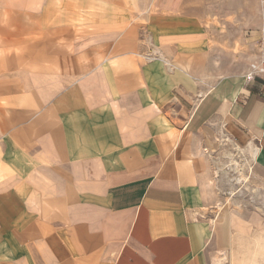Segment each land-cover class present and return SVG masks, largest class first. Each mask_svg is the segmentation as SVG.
Here are the masks:
<instances>
[{"label": "crops", "instance_id": "obj_1", "mask_svg": "<svg viewBox=\"0 0 264 264\" xmlns=\"http://www.w3.org/2000/svg\"><path fill=\"white\" fill-rule=\"evenodd\" d=\"M106 2L0 0V264H264V220L204 216L199 170L220 133L264 179V82L205 89L201 31Z\"/></svg>", "mask_w": 264, "mask_h": 264}, {"label": "rangeland", "instance_id": "obj_2", "mask_svg": "<svg viewBox=\"0 0 264 264\" xmlns=\"http://www.w3.org/2000/svg\"><path fill=\"white\" fill-rule=\"evenodd\" d=\"M106 3L115 7L117 21L120 17L128 20L129 29L143 32L137 25L144 26L143 17L159 14L160 8L162 13L174 12L186 30L201 31L206 37L208 56L205 77L209 83L205 89L225 77L242 80L256 40L257 0H107ZM212 139L213 147L206 148L199 159L200 184L205 193L204 216L214 218L219 205H223L224 212L234 217L257 213L264 220V179L253 173L250 149L225 141L220 133L212 135Z\"/></svg>", "mask_w": 264, "mask_h": 264}, {"label": "built area", "instance_id": "obj_3", "mask_svg": "<svg viewBox=\"0 0 264 264\" xmlns=\"http://www.w3.org/2000/svg\"><path fill=\"white\" fill-rule=\"evenodd\" d=\"M256 15L258 17L257 37L254 44V54L242 75L244 83H249L256 78H260L264 82V0H257ZM224 139L231 142L228 136H225Z\"/></svg>", "mask_w": 264, "mask_h": 264}, {"label": "bare ground", "instance_id": "obj_4", "mask_svg": "<svg viewBox=\"0 0 264 264\" xmlns=\"http://www.w3.org/2000/svg\"><path fill=\"white\" fill-rule=\"evenodd\" d=\"M105 58V57H104ZM167 59V58H166ZM165 59V60H166ZM164 60V59H163ZM165 62V61H164ZM168 62V61H167ZM169 64V63H168ZM251 143V142H250ZM250 145V144H249ZM252 146H253V144H252ZM248 148H249V146H248ZM249 151H251V156H252V158L253 157H255V155H256V152H257V149L255 148V147H250V150ZM250 156V155H249ZM251 158V157H250ZM240 179V178H239ZM242 180V179H241ZM219 205V204H218ZM223 208V205H219V209H222Z\"/></svg>", "mask_w": 264, "mask_h": 264}]
</instances>
